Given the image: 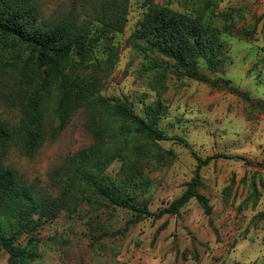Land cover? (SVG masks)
Wrapping results in <instances>:
<instances>
[{"label":"rangeland","instance_id":"rangeland-1","mask_svg":"<svg viewBox=\"0 0 264 264\" xmlns=\"http://www.w3.org/2000/svg\"><path fill=\"white\" fill-rule=\"evenodd\" d=\"M109 1L34 0L42 11L38 25L70 15L82 22ZM150 3L196 18L211 11L220 28L226 14L233 15V31L221 34L225 46L220 66L211 70L200 59V69L219 78L223 87L180 76L173 60L145 52L135 33ZM238 29L251 30L252 35L242 37ZM106 40V45L118 48V55L102 75L101 92L128 100L138 113L146 104L162 101L166 108L160 126L170 136L158 141L159 156L148 160L126 194L136 204L147 201L154 212L168 207L196 176L194 151L202 158L215 156L199 171V192L208 199L211 211L194 198L177 214L144 216L94 197L86 189L78 203L34 233L39 256L31 264H264V110L253 108L224 83L229 80L264 104V0H128L124 31L112 33L102 43ZM106 45L97 49L101 57ZM6 50L23 59L33 52L21 39L0 42L1 65ZM14 87L13 76L0 67V118L10 123L21 116ZM50 103L47 99L46 107ZM57 126L48 112L47 138L38 153L26 156L13 149L9 156L22 180L49 198L62 195L69 180V158L96 141L82 110L60 132ZM130 139V152L135 145L145 146L135 135ZM123 165L116 158L107 171L115 177ZM28 239L23 236L21 241ZM8 257L0 248V264H7Z\"/></svg>","mask_w":264,"mask_h":264},{"label":"trees","instance_id":"trees-1","mask_svg":"<svg viewBox=\"0 0 264 264\" xmlns=\"http://www.w3.org/2000/svg\"><path fill=\"white\" fill-rule=\"evenodd\" d=\"M110 1L82 22L70 15L38 25L42 11L34 0H0V42L21 39L33 48L24 59L10 50L1 53L0 67L13 76L14 100L18 101L21 113L15 123L0 118V248L9 254L7 264H31L36 260L39 252L34 233L70 204L78 203L86 189L94 197L144 216L177 214L194 198L207 212L211 211L208 199L199 192V171L215 156L202 158L194 151L198 160L196 176L168 207L154 212L147 201L136 204L126 194L130 184L141 177L148 160L159 156L155 147L158 141L170 136L160 126L166 108L162 101L146 104L138 113L128 100L107 97L101 92L102 75L113 67L118 55L115 45L102 41L112 33L123 32L128 15V0ZM200 16L150 3L135 38L148 55L157 53L173 60L180 76L221 88L219 78L200 69V59L211 70L220 66L225 46L221 34L233 31L234 17L226 14L219 20L220 28L211 11ZM236 32L242 37L252 35L248 29ZM100 45H106L103 57L98 55ZM229 82L224 80L231 90L246 97L253 108L264 110L261 101L252 100L246 91ZM47 99L51 100L50 107H46ZM78 110L87 114L96 141L69 158V180L63 185L62 195L49 198L22 180L9 163V156L13 149L26 156L38 153L47 138L48 112L58 122L56 131L60 132ZM132 135L145 146L135 145L130 152ZM176 139L189 145L183 137ZM116 158L122 159L124 165L114 177L107 169ZM23 236L29 238L25 243L21 241Z\"/></svg>","mask_w":264,"mask_h":264}]
</instances>
